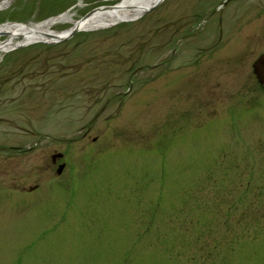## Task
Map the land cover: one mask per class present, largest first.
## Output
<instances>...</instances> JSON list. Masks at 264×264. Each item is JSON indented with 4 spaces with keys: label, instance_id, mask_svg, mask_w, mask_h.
<instances>
[{
    "label": "rangeland",
    "instance_id": "rangeland-1",
    "mask_svg": "<svg viewBox=\"0 0 264 264\" xmlns=\"http://www.w3.org/2000/svg\"><path fill=\"white\" fill-rule=\"evenodd\" d=\"M118 1L10 0L0 25ZM221 1L0 54V264H264V0Z\"/></svg>",
    "mask_w": 264,
    "mask_h": 264
},
{
    "label": "bare ground",
    "instance_id": "bare-ground-1",
    "mask_svg": "<svg viewBox=\"0 0 264 264\" xmlns=\"http://www.w3.org/2000/svg\"><path fill=\"white\" fill-rule=\"evenodd\" d=\"M161 2L162 0H119L113 8L97 10L89 18L78 21L67 13L39 24L6 23L0 25V54L26 47L27 44L50 42L55 37L66 36L69 30L51 32V28L58 23H70L72 28L79 31H95L139 19L148 9ZM9 4L10 0H0V10ZM2 37L5 39L2 40Z\"/></svg>",
    "mask_w": 264,
    "mask_h": 264
},
{
    "label": "water",
    "instance_id": "water-1",
    "mask_svg": "<svg viewBox=\"0 0 264 264\" xmlns=\"http://www.w3.org/2000/svg\"><path fill=\"white\" fill-rule=\"evenodd\" d=\"M116 5L113 6H102V7H98L96 9H93L92 11L88 12L84 17H82L81 20L83 19H87L89 18L92 14H94L97 10H101V9H109V8H113ZM158 6V4H155L152 8L148 9L145 13H147L148 11L156 8ZM77 32H79L78 29L76 28H71L68 31V34L64 37H55L56 39H53V41L50 42H45L46 44H56L59 42H62L72 36H74ZM28 45V44H27ZM253 72L256 75L257 79L259 80L260 84L262 85V87L264 88V54H262V56L259 57V59L254 63L253 65ZM62 154L57 153L51 156V160L53 162H55V160L57 159H61L62 158ZM65 165L61 164L58 166L57 170H56V174L60 175L64 169ZM30 191L33 190V188L29 189Z\"/></svg>",
    "mask_w": 264,
    "mask_h": 264
},
{
    "label": "flooded vegetation",
    "instance_id": "flooded-vegetation-1",
    "mask_svg": "<svg viewBox=\"0 0 264 264\" xmlns=\"http://www.w3.org/2000/svg\"><path fill=\"white\" fill-rule=\"evenodd\" d=\"M231 1H233V0H222L218 5L219 6H224V5H226V4H229V3H231Z\"/></svg>",
    "mask_w": 264,
    "mask_h": 264
}]
</instances>
